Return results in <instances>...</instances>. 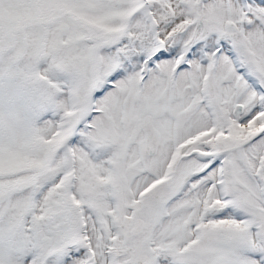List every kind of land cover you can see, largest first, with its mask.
I'll return each instance as SVG.
<instances>
[{
  "label": "snow or ice",
  "instance_id": "1",
  "mask_svg": "<svg viewBox=\"0 0 264 264\" xmlns=\"http://www.w3.org/2000/svg\"><path fill=\"white\" fill-rule=\"evenodd\" d=\"M0 264H264V0H0Z\"/></svg>",
  "mask_w": 264,
  "mask_h": 264
}]
</instances>
